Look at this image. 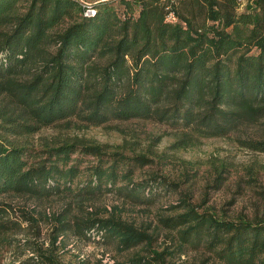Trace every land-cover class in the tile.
<instances>
[{
    "label": "trees",
    "instance_id": "obj_1",
    "mask_svg": "<svg viewBox=\"0 0 264 264\" xmlns=\"http://www.w3.org/2000/svg\"><path fill=\"white\" fill-rule=\"evenodd\" d=\"M249 1L239 10L236 0H101L85 16L78 0H0V131L16 137L75 119L89 127L152 120L180 131L178 143L187 144L261 122L264 0ZM169 13L175 23L166 21ZM250 147L264 154V141ZM84 158L92 160L80 180ZM145 163L95 144L60 141L38 150L0 134V248L12 244L22 222L38 224L37 214L15 212L5 199L82 202L117 189L139 204L156 184L134 185L129 170ZM48 219L52 244L68 236L87 241L93 231L120 251L149 240L112 216ZM163 223L177 231L180 249L203 244L222 264H264L262 221L188 208ZM32 253L34 264L57 263L40 247ZM152 254L153 261L131 264L164 261Z\"/></svg>",
    "mask_w": 264,
    "mask_h": 264
},
{
    "label": "rangeland",
    "instance_id": "obj_2",
    "mask_svg": "<svg viewBox=\"0 0 264 264\" xmlns=\"http://www.w3.org/2000/svg\"><path fill=\"white\" fill-rule=\"evenodd\" d=\"M78 1L92 4L101 0ZM4 103L1 98L0 107ZM69 122L30 135L13 137L2 130L0 134L38 150L46 144L80 141L101 146L107 154H121L128 160L144 157L145 166L131 164L128 180L140 186L152 182L156 184L155 191L139 204L117 189L99 199L82 202L5 199L15 212L24 209L37 214L38 224L29 226L22 222L21 229L14 236L10 234L12 244L0 248V264H34V247H40L56 264H131L138 257L153 261L152 252L164 254L160 264H222L203 244H183L180 249L177 231L163 221L189 208L229 221L245 218L264 222V154L250 147L251 143L264 141V120L241 127L224 138L194 139L187 144L178 143L180 131L152 120L111 121L101 127L85 126L76 119ZM83 160L80 180L86 179L85 168L92 158ZM53 214H67L72 221L87 214L102 219L112 216L149 240L120 251L111 238H102L93 231L87 241L68 236L58 237L52 244V220L45 217Z\"/></svg>",
    "mask_w": 264,
    "mask_h": 264
},
{
    "label": "built area",
    "instance_id": "obj_3",
    "mask_svg": "<svg viewBox=\"0 0 264 264\" xmlns=\"http://www.w3.org/2000/svg\"><path fill=\"white\" fill-rule=\"evenodd\" d=\"M236 1H237L238 5H239V10H243L245 8V6L248 3H250L249 0H236ZM85 5L88 7V9L86 10L85 16L93 15L94 11L89 8V4L86 3ZM166 21L169 22V23H175L176 22V18H175L174 15H172V13H169L167 18H166Z\"/></svg>",
    "mask_w": 264,
    "mask_h": 264
}]
</instances>
